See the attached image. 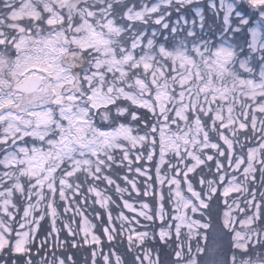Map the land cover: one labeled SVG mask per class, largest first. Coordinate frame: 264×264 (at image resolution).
<instances>
[{"label": "snow or ice", "instance_id": "obj_1", "mask_svg": "<svg viewBox=\"0 0 264 264\" xmlns=\"http://www.w3.org/2000/svg\"><path fill=\"white\" fill-rule=\"evenodd\" d=\"M0 264H264V0H0Z\"/></svg>", "mask_w": 264, "mask_h": 264}]
</instances>
